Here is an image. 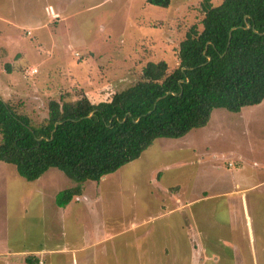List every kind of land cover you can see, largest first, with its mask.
I'll return each mask as SVG.
<instances>
[{
	"label": "rangeland",
	"instance_id": "374dc122",
	"mask_svg": "<svg viewBox=\"0 0 264 264\" xmlns=\"http://www.w3.org/2000/svg\"><path fill=\"white\" fill-rule=\"evenodd\" d=\"M203 1L170 0L167 8H160L146 0H0V98L39 125L47 118L49 100H76L80 94L92 103L109 100L113 93L138 82L148 62L164 61L171 72L178 65V45L185 33L193 25L201 30ZM48 4L58 17L50 13ZM33 70L37 72L31 74ZM97 95L102 96L94 98ZM263 167L264 102L239 113L215 109L205 127L179 139H156L138 159L109 174L102 184L85 182L82 187L89 203L74 204L64 221L54 199L74 186L70 179L50 169L28 182L13 165L0 162V223L8 221L2 231L13 245H45L61 253L65 247L96 242L99 246L78 252L79 263L87 264L88 257L95 261L91 264H135L133 233L123 235L121 227H110L102 234L97 225L105 230L102 218L121 217L120 226L128 227L161 212L149 193L152 178L171 191L191 189L185 197L192 201L206 189L228 190L235 171L245 175L252 169L258 175ZM97 193L98 200L90 199ZM211 203L192 201L184 211L188 222L196 224L195 214L208 216ZM256 212L257 223L264 224V212ZM179 219V213L166 217L174 227ZM241 221L243 217L237 224ZM142 243L154 248L148 239ZM177 244L168 264H194L190 253L197 249ZM249 250L241 254L244 260L262 263L259 250L254 255ZM50 252L45 257L48 264H70V255Z\"/></svg>",
	"mask_w": 264,
	"mask_h": 264
},
{
	"label": "trees",
	"instance_id": "16d2710c",
	"mask_svg": "<svg viewBox=\"0 0 264 264\" xmlns=\"http://www.w3.org/2000/svg\"><path fill=\"white\" fill-rule=\"evenodd\" d=\"M146 3L167 8L170 0ZM201 9V30L193 25L185 33L175 69L148 62L138 82L109 100H49L47 118L34 125L0 98V162L28 182L50 169L62 172L74 183L55 196L64 208L85 182L115 173L156 139L205 127L215 109L239 113L261 104L264 0H204Z\"/></svg>",
	"mask_w": 264,
	"mask_h": 264
},
{
	"label": "crops",
	"instance_id": "0c3cea01",
	"mask_svg": "<svg viewBox=\"0 0 264 264\" xmlns=\"http://www.w3.org/2000/svg\"><path fill=\"white\" fill-rule=\"evenodd\" d=\"M48 5H50V13L58 17V14L54 13L51 4ZM55 9L59 10L58 7ZM101 96L97 95L94 98L97 99ZM247 164L249 165L248 167H253L250 163L247 162ZM259 171L260 174L258 175H254L252 169H249L245 175L238 174V171H235L232 180H230L231 187L228 190L210 192L209 189H206V191L202 192V195H197L192 201L200 202L203 199L212 203L209 207L208 216L204 213L203 215L201 214L202 216L196 217L195 214V225L192 222H188L187 215L184 213L187 206L192 203L191 200L185 197V195L187 196L186 191L191 189H184L185 193L180 187L171 191V187L170 189L169 187L161 188L160 182L152 178L150 180L151 190L149 189V193L151 196L156 197L157 201H155L158 202L157 205L161 212L154 213V217L139 220L128 227L120 226L121 217H118V219H115L116 217L102 218L104 222L102 228L105 230H101L100 225L99 227L97 225V228L100 229V231H97L103 234V232L110 231V227H114V229H117L115 227H121L120 233L123 235L133 233V259L135 256L137 259V261H134L135 264H168V256L171 253L172 246L176 244L177 248H179L177 243L182 244V248L190 249L191 251L194 248L197 249V253H190L194 264H254L253 260H244L241 255L244 249L248 247L253 250L251 255H254L256 249L259 250L260 261L262 262L260 264H264V224L259 225L257 223L260 215L256 212L257 210L264 212V167L260 168ZM158 172L156 170V175ZM107 176L101 178L97 183L100 185L105 182ZM157 193L160 195L159 197L156 196ZM84 194L85 188L82 187V194L74 197V201L71 200L72 202H69L71 205L67 204L66 207L60 208L55 204L58 211L64 213L62 215L63 218L61 217L62 221L66 219V216H69L74 204L83 201L81 204L86 206L89 203L88 196ZM98 197L99 193L94 194L90 199L96 201ZM164 203L168 205V208H164ZM90 213L94 214L92 211ZM174 213L180 214V219L177 220L175 227L166 220L168 215ZM23 214L26 216V210L23 211ZM262 216L264 215L262 214ZM239 217L244 218V221H241V225L237 224L239 223ZM198 218L202 219L197 220ZM7 223L8 221L0 223V264H48L45 258L47 251H52L50 255L55 253L68 254L70 255L69 263L78 264L77 254L82 252V249L87 252L91 248L99 246L96 245V242L94 243L95 245H92V243L86 245L84 243L83 246H75L76 248L65 247L61 249V253L58 252L59 250H54L56 252L53 253V250H47L45 245H36L33 248L13 245L2 231L5 227L7 228ZM146 226H149V228H146ZM146 239L150 240V243L154 245L151 250L147 247V244L142 245V242ZM2 241L5 244H2ZM10 241L13 242L12 240ZM79 247L81 248L79 249ZM14 249H17V251ZM86 258L88 260L87 262L84 261V263L91 264L95 262L94 259Z\"/></svg>",
	"mask_w": 264,
	"mask_h": 264
},
{
	"label": "built area",
	"instance_id": "2783aa9c",
	"mask_svg": "<svg viewBox=\"0 0 264 264\" xmlns=\"http://www.w3.org/2000/svg\"><path fill=\"white\" fill-rule=\"evenodd\" d=\"M32 73L31 74H35L36 72H37V70H33V71H31Z\"/></svg>",
	"mask_w": 264,
	"mask_h": 264
},
{
	"label": "water",
	"instance_id": "95a60500",
	"mask_svg": "<svg viewBox=\"0 0 264 264\" xmlns=\"http://www.w3.org/2000/svg\"><path fill=\"white\" fill-rule=\"evenodd\" d=\"M246 28H249V26L247 25V27ZM229 38H230V36H229Z\"/></svg>",
	"mask_w": 264,
	"mask_h": 264
}]
</instances>
